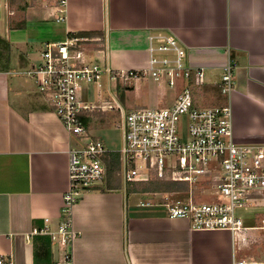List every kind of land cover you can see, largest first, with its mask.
I'll return each mask as SVG.
<instances>
[{
    "label": "crops",
    "instance_id": "0c3cea01",
    "mask_svg": "<svg viewBox=\"0 0 264 264\" xmlns=\"http://www.w3.org/2000/svg\"><path fill=\"white\" fill-rule=\"evenodd\" d=\"M18 5L14 13L31 8ZM46 16L52 19L50 12ZM66 16L64 40L72 33L99 34L94 38H104L116 69H132L115 63L120 41L145 51L147 65L149 36L166 33L187 48L193 66L204 69L209 87H220L230 64L233 140L264 146V0H69ZM58 39L45 44L64 41ZM6 46L0 58V252L14 264H62L65 250L45 231L55 232L62 222L76 140L25 75L39 63L41 50L35 61L22 48L14 62ZM97 50L89 60L101 59ZM120 89L125 108H140L127 102L133 88L124 90V101ZM112 167L111 180L108 171L105 183L73 208L78 237L67 249L72 264H264V192L238 212L244 233L194 230L164 208L141 206L155 193L186 199L188 189L141 193L140 183L126 185Z\"/></svg>",
    "mask_w": 264,
    "mask_h": 264
},
{
    "label": "built area",
    "instance_id": "2783aa9c",
    "mask_svg": "<svg viewBox=\"0 0 264 264\" xmlns=\"http://www.w3.org/2000/svg\"><path fill=\"white\" fill-rule=\"evenodd\" d=\"M19 2L46 8L58 23L66 21L69 0H0V18L3 13L11 17ZM149 42L146 68L116 69L104 38L72 33L64 41L45 44L39 63L25 72L76 140L70 151L62 222L55 232L45 231L65 250L62 264H72L67 249L78 237L73 208L84 194L105 183L114 154L126 185L148 182L152 176L187 185L185 200L170 198L173 193H155L141 206L164 208L170 218L189 220L194 230L244 233L247 228L238 212L264 192V146L233 140V67L224 68L220 83L225 102L208 105L205 71L193 66L180 40L166 33L150 35ZM94 47H99L101 62L88 59ZM148 78L171 90L173 102L154 109L125 108L118 99L120 88L130 90ZM91 86L98 99L86 102L83 93ZM94 113L116 115L122 132L117 153L85 123ZM207 192L204 200L201 195ZM0 264L14 263L0 252Z\"/></svg>",
    "mask_w": 264,
    "mask_h": 264
},
{
    "label": "rangeland",
    "instance_id": "374dc122",
    "mask_svg": "<svg viewBox=\"0 0 264 264\" xmlns=\"http://www.w3.org/2000/svg\"><path fill=\"white\" fill-rule=\"evenodd\" d=\"M28 5L27 3H25ZM49 11L41 6H31L27 11L16 10L11 17L6 16L4 13L0 18V50L4 48L8 51L7 46L13 52V61L16 62L18 53L26 52L30 54V57L36 61V53L43 49V45L46 42H53L64 40L63 37V23H56L52 19L45 18ZM10 26L12 28H10ZM11 30H10V29ZM63 37V38H62ZM7 40V41H5ZM115 50L114 60L118 67L132 68V69H144L146 65V53L142 49L128 46V43H122L120 41ZM19 45H18V44ZM13 46H12V45ZM24 51H23V49ZM25 58V56H24ZM97 61L101 62L100 57H97ZM131 90V89H130ZM133 91L128 94V103L132 104V107H145L154 109L158 107H164L173 102V92L169 89L159 86L158 83L148 78L145 81H141L133 87ZM208 96L205 103L208 105H215L217 98H209ZM164 98V99H163ZM83 99L86 102L96 101L98 99L97 90L91 86L84 90ZM166 102H165V101ZM109 120L105 122L102 118L94 119L92 124L91 133L101 138L104 141L106 148L114 153H117L122 148V132L113 122ZM182 131L185 133L187 127L182 125ZM113 166L119 169L118 162L113 158ZM109 167V166H108ZM109 171V170H108ZM210 193L207 192L201 197L205 200L209 197ZM150 196H147V199ZM170 198L177 200H184L180 195H171ZM134 201H138V198H131Z\"/></svg>",
    "mask_w": 264,
    "mask_h": 264
},
{
    "label": "trees",
    "instance_id": "16d2710c",
    "mask_svg": "<svg viewBox=\"0 0 264 264\" xmlns=\"http://www.w3.org/2000/svg\"><path fill=\"white\" fill-rule=\"evenodd\" d=\"M20 9H26L28 7V5H26L23 2H19ZM83 36H90V37H94V36H98L99 34L96 33H83ZM100 36V35H99ZM5 55H7V52L4 48H1L0 50V58L3 59V57H5ZM124 90L122 91L120 98L122 101H124V94H123ZM205 92H207V94H211L212 97H214V95L212 94V92L214 94H216V103L215 105H222L225 102V99L222 97L221 95V90L220 87H209V86H205ZM224 99V100H223ZM214 105V104H213ZM111 115L108 113H94L92 114L91 117H88L85 120V123L87 124V126L91 129L92 124H94V119L96 118H102V120H104L105 122H108L111 117ZM113 157L115 158V160L117 159V154H114ZM113 161V159H112ZM112 161L109 163V167H110V174H109V179L112 178ZM111 180V179H110ZM141 187L138 188V190L141 193H148V192H176V191H187L188 187L185 184H180V183H175V182H171V181H166V180H162V179H158L154 176H152V178L145 183H140L138 184Z\"/></svg>",
    "mask_w": 264,
    "mask_h": 264
}]
</instances>
